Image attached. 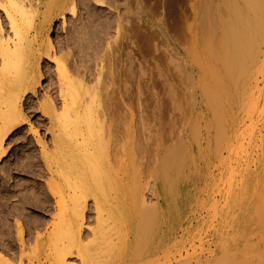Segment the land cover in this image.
<instances>
[{
	"label": "bare ground",
	"instance_id": "6f19581e",
	"mask_svg": "<svg viewBox=\"0 0 264 264\" xmlns=\"http://www.w3.org/2000/svg\"><path fill=\"white\" fill-rule=\"evenodd\" d=\"M6 1L7 3L5 4L0 2V11L5 15V18L8 22V29H6L3 21L0 20V162L1 158L6 155V140H8L10 136H12V134L20 127V125H22L27 120V117L24 114V110L22 109V101L23 98H27L28 94H36L37 88L41 84V81L43 79V74L40 69V61L44 57H47L49 63H53L56 66L57 74L59 77L58 81H60L59 94L61 95L63 105L61 104L62 112H60V115H57L55 113L57 109L54 108L55 102L54 104L51 102V100L53 101V99L46 98L42 105L44 110L47 111V114L52 115V120H54L53 129L51 127V130H53L51 147L52 150L49 151V148L46 145H43V156L45 158L47 170L49 171L48 173L50 174L49 187L52 189L55 199L54 201L51 198L50 202V204L52 203V201L55 202V205L53 204L54 214H52L53 216L51 217V223H49L46 218L45 220L49 224H46V227L42 224L38 225L37 233L35 234L34 232L35 235H32V233L30 232L31 230H33L31 229L32 227L30 228V231L28 228L29 233H27V228H25L24 225H22L20 222H18L16 225L14 224L15 226L11 225L9 223V221L11 220L10 216L15 212L13 214V211L11 212V214L8 213L7 217H5L4 219V234H1L0 237V264H75V262L70 263L69 259L79 260V264H102V262L105 260H102V257L106 255L112 257L113 253H116V250L113 248L115 246H119V243H121L120 246L124 250V247H130L132 245V242L133 245L131 247L134 246L136 252L135 256L137 255L138 257H141L140 255H143V253L145 255L148 252V254L150 255V252H153L154 249L157 250L162 248L167 240L176 238L178 229H180L178 228V226L181 225L182 227L185 226L186 228H189L193 223L190 212L194 206V200H196L197 198L193 196L195 194L192 195V192L193 190L200 189L196 183V166L198 162H204L206 165H209L213 158H218V160H220L219 162H221L220 164L223 168V183H225L226 186L224 191H219L216 186L210 185L211 192H214L216 190V192L221 195L222 199H224L223 202L217 203V201L215 202L211 197L212 201H208L211 203H206L210 206L207 210L209 211L213 209L215 211L214 208L217 207L218 210L217 208L216 210L218 212L216 211V213L218 219L221 220L222 224H225L226 228L232 226L234 227V225L236 224L240 225V223H243L244 225L246 224L244 222L251 221V218L252 220L257 219L258 223L260 221L264 222V156L260 162V165L257 166L256 172L254 174L245 170L235 172V168H231V166L228 164L229 162L227 163L225 160L220 158L218 152L219 148H215V150L201 148L200 142L202 138H200L201 134L199 135L197 128L199 119L186 121L187 127L185 126L184 128V133L186 132V134L184 137L177 138L179 140H177L175 144H173V142L175 141L172 139L174 138V136L171 138L170 134L168 135V138L170 136L171 142H173H170L171 144L167 145L163 142L166 146L162 143L158 144V140L155 139L156 143L158 142L155 145V151L157 152L155 155L156 160H154L155 168L152 171L151 169H149L150 176L147 177H151V179H154V186H156L155 194L162 199L163 204L161 205V207H155V205H153L155 208H148V206L150 205H146L148 202L145 201V195H143V191L140 188H143L144 185L146 189L148 184L147 186L145 185L149 181V179H147V182L143 185L139 182V180H141V177L139 176L143 175V173L142 175H138V173L140 174L141 171L139 170V168V172H135V176H138L139 178L136 179L133 174V180H138V184L140 183L142 187L139 185L140 188H136L138 184L136 185L132 181L133 185H130V183H128V181L126 180L129 177L128 171L130 168V164H132V166H134V170H136L137 167H139V164L137 163L139 162L138 160L141 158L140 165L141 162L143 164L142 159L147 153L146 147H150L146 146L147 143H144L146 147L143 145L142 141H144L143 139L146 138H144L142 134L144 131L141 133V138L143 137L142 140L139 137V140H134L136 139L137 134V132L135 133L134 131H136L137 129H133V132L135 134L134 135L131 130V123L130 127H128V129L126 130L127 133L123 135V137H126V135L129 136V139L125 145L122 144V141H124L125 138L124 140L122 139V141H120L118 137L113 135L114 130L112 131V128L114 127H110V124L112 125L111 121L113 122V120H108L112 116V114L110 117L108 116V111L111 105H109L110 107H107V105L105 104L107 107L105 111L101 108L97 109L98 102L94 94H100L97 89L98 85H96V87H91L88 85V87L87 84L85 85V81L83 82V80H78L77 78L75 80L72 72L68 69V65L65 63V60L62 57H58L57 54L50 52L51 50H53V44L51 41L52 39L50 38L48 33L49 30L52 29V22H54V20L59 17L63 20V23H65L64 19H66V14H69V16H75L77 12L76 9L78 0ZM205 1L207 2L206 5L208 7V4L213 0H210V2L208 0ZM216 1L217 4L215 8H213L212 10L211 8H208V13H205L207 15L204 16V19H206L207 21L204 20L205 22L203 27L206 28V30L203 31V36H201L202 39L199 40L200 42H198L196 40H198L199 38H196L193 42L192 49L187 46V49H184V56L186 61L188 62L186 64H190L191 59V63L198 68L201 74V79H198L199 82H196V84L198 85L197 89L199 90L200 88L201 90L202 94L199 95L202 96L204 105L207 108L202 117L205 121L206 129L208 128L214 131V144L217 145V147L220 146V149L222 150L228 148L230 150H234L237 155L238 151H240L241 153L243 152L241 150L245 149L246 147L245 145H242L243 141H245V136L242 141L240 139L242 133H240L241 135L239 136L238 132L240 129L241 131H243L245 128L248 129V125L245 127L247 123L246 120L249 119L251 121L253 116L259 110L257 103V101H259L260 99L257 96L258 94H261V91L259 93V81L260 76L264 77V0ZM107 5L112 7L111 0H97V7L102 8ZM36 18L38 19V22L36 21ZM161 25L163 26V24ZM123 28L125 29V27ZM185 28L187 27L185 26ZM121 31L122 28L119 24L117 35H119ZM184 31L187 30L185 29ZM122 33L124 32L122 31ZM148 33L150 34L151 32ZM180 34L182 35L183 32ZM152 36L154 38V35ZM185 37L183 38L185 39ZM153 38L151 37L152 40ZM147 39L146 41L148 43ZM151 39L149 37V41ZM131 40L132 39H130V41ZM154 40H156V37L154 38ZM188 42L190 41L188 40ZM142 43L144 42L142 41ZM186 43L187 41L184 43L185 46ZM182 44L181 46L184 45ZM144 46H146V44H144ZM156 46L157 48L159 47L158 45ZM156 46L155 49H157ZM151 48H153L152 50H154V45ZM129 52H127V54H129ZM173 52H171V54ZM164 55H161L160 59ZM128 56L129 55H127V57ZM134 56L133 59L131 58L132 60H134ZM136 56L138 57V55ZM158 57L157 59H159ZM131 59L127 60H130L129 62L125 60V64L127 62L126 65H128L127 67H129V64H131ZM170 60H172V58ZM179 63H181V61ZM183 63L184 62L182 61V64ZM134 64L136 65V63ZM157 64L155 65L157 67L156 69H158ZM102 65L101 67L103 69L104 66ZM132 65L133 64H131V66ZM131 66L128 70V75L130 76H132V74L135 72L134 70H132ZM141 71L143 70L141 69ZM158 71L160 72L159 69ZM180 73L183 72L180 71ZM145 74L146 73H142V75L140 74L142 76L141 78H143V75L145 77ZM140 75L138 77H140ZM184 77H186V75ZM128 78L130 79V77ZM160 79H164V77ZM130 80L132 81V77ZM191 81L194 84L196 80L193 81L192 78ZM135 84L136 91H134V93L138 95L143 94V87L141 86L140 82L138 81V83ZM170 89L171 88H169V90ZM86 94L89 95L87 99L85 98ZM169 95L171 97V94ZM260 96L261 95H259V97ZM97 98L99 97L97 96ZM169 100L170 101H168V104H170L171 102V99ZM140 101L141 100H139L138 102ZM176 101L174 100L173 102ZM163 104L166 105L165 103ZM56 105L57 104H55V106ZM102 106L104 105L102 104ZM176 107L178 106L176 105ZM179 107H181V105ZM169 110L167 112H169ZM175 110L176 109L174 108V111ZM188 110H190V107L188 108ZM138 113L139 116L136 117L141 118L142 121L143 116L140 115L141 113L139 112V110ZM145 113L143 112L142 114ZM167 114H165L164 116H166ZM173 114L174 113H172V116ZM129 115L130 117H132L131 119L129 117V119L132 121L133 116L135 117L134 112L129 113ZM186 117L188 116L186 115ZM186 117L184 116V118ZM139 118L138 124H140ZM146 118L144 117L143 120H145ZM172 119L171 121L174 123V121L176 120H174L173 117ZM145 121H143L144 123L141 122V125L142 123L144 125H147L145 124ZM180 121L183 122L182 120H179V122ZM120 123L121 122H119V126ZM168 125L171 126L172 124ZM139 126L137 125L135 127ZM181 126L182 125H180L179 127L181 128ZM124 127L122 128L123 130L126 129H124ZM144 127L146 129V126ZM149 127L147 128L149 129ZM173 128H170V130H174ZM167 129L169 130V128ZM167 129L163 131H167ZM208 129L205 133L206 137L210 135H207L208 132L210 133ZM154 132L155 134H152L153 137L154 135H156V131ZM250 132H248V134ZM165 133L167 132H164V134ZM170 133L172 135V132ZM134 136L135 138H132ZM202 137H204V135H202ZM161 138L164 139L163 137ZM167 139H165V141ZM234 140H241L242 143L238 142V144H241L243 147H245L243 148L241 145H239V149L241 148V150L237 148L236 151V147L238 146H236L234 149ZM209 144L208 147L210 146ZM149 145L151 144L149 143ZM150 150L148 151L150 152ZM246 152L247 150H245L244 153ZM111 153L113 155H111ZM238 155L236 157H238ZM118 157L120 159H118L117 161ZM150 157H152V155ZM150 157L148 159H150ZM234 160H236V158ZM135 163L138 164V166ZM149 164L151 165V162ZM114 167L118 168V174L116 173L117 171L114 172ZM149 170L147 171L148 174ZM143 171L146 172V169H143ZM201 171L203 170H200L199 172ZM207 171L208 170L203 171L202 174H205ZM207 175H209V173H207ZM207 175L205 174L204 176ZM153 179L151 181H153ZM134 185H136L134 188L136 190L133 191ZM205 186L204 188L206 191L208 187ZM56 187H60V189L57 190ZM50 188L48 189L50 190ZM151 190L154 189L152 188ZM211 192H209V194ZM152 193L154 194V192ZM42 196L44 195L42 194L41 197ZM30 197L28 198L26 196L25 198L31 199L32 197ZM41 197L40 195L37 197V202L39 200L38 198ZM48 200L49 199H46V201ZM31 201L33 200H30V203ZM44 201H41L42 204ZM41 202L39 204H41ZM90 202H92L93 204H91ZM90 204L91 206L93 205L96 215L94 219L96 220V223L94 222L96 226L94 228L86 226L87 224L85 225L86 212ZM38 205H36V207ZM44 205L42 208H45V210H47L52 204L49 205L46 202V204ZM53 205L51 207H53ZM206 206L204 205V208ZM14 210H16V208ZM23 210L25 211L24 206L21 211ZM192 217L194 216L192 215ZM43 220L44 218L40 221ZM45 220L43 222H45ZM200 220L201 219L197 218V221ZM38 222L39 221H37V223ZM260 223L258 224L259 226H261ZM263 224L264 223H262V225ZM238 225H236V227L234 228H237ZM161 226H166V229L163 231V233L160 230ZM86 227H88L89 229ZM237 232L239 233L241 231L238 230ZM85 233H87V235ZM216 234L220 242L222 241L223 244V241H225L227 236L225 232H223V226L217 230ZM184 235L189 234L185 232ZM194 236L201 235L198 231H195L193 237ZM154 241L155 244L153 243ZM184 244H186V242ZM153 254L151 253L150 256H152ZM108 256L107 261L109 260ZM182 262H180V264Z\"/></svg>",
	"mask_w": 264,
	"mask_h": 264
},
{
	"label": "rangeland",
	"instance_id": "374dc122",
	"mask_svg": "<svg viewBox=\"0 0 264 264\" xmlns=\"http://www.w3.org/2000/svg\"><path fill=\"white\" fill-rule=\"evenodd\" d=\"M208 1L210 2V0H208ZM0 2L4 3V4L7 3L6 0H0ZM111 3H112V7L107 5L105 7L99 8V7H97V0H83V1L78 0V5H77V9H76L77 12H76L75 16H71V15L69 16V14H66L65 15L66 19H64L65 23H63V20L60 19L59 17H57L54 20V22H52L53 23L51 25L52 29H50L49 33H48L50 38L52 39L51 41L53 44V50H51L50 52L57 54L58 57H62L65 60V63L68 65V69L72 72L75 80H76V78L78 80H83V82L85 81L84 82L85 85L87 84V86L89 85L91 87L92 86L96 87V85H98L97 89H98V92L100 94L99 95L94 94L96 99H97V102H98L97 103V109L101 108L105 111V109L109 105H111V107L109 106L111 110L109 109V111H108V109H107V111L110 114V115L108 114V116L110 117L112 114V116L110 117L111 119L108 117L109 118L108 120L109 121L113 120V122L111 121L112 125L110 124V127L111 126L114 127V128L111 127L112 131L114 130L113 135L118 137V139L120 141H122V139L124 140V138H125V140L122 141L123 142L122 144L125 145L129 139V136L126 135V137H123V135H125L127 133L126 130L128 129V127H130L131 123H132L131 124L132 132L134 131L133 129H135V130L137 129L136 131H134L135 133L137 132L136 139H134V140H137V139L139 140V138L142 140L143 137L144 138L146 137L145 139H143L144 141H142L143 145H144V143L145 144L147 143L146 146H150V147H146L144 145L146 147L147 153L146 152H145L146 154L144 153L145 156L143 154V156H144V158L142 159L143 164L141 162V165H140V161H141L140 157H139L140 159L138 158L139 162H137L139 164V167H137L138 164L135 163L137 165L136 170H134V168H133L134 166H132V164H130V168L128 171L129 177L126 180L128 181V183H130V185H133L132 181L134 182V184L137 185L138 180H133V178L135 176V172L138 173L139 170H141L140 174L138 173V175H142V173H143V175H145V174H147V175L139 176V177H141L140 178L141 180H139V182L142 183V185H143L144 183L147 182V179H149V181L145 185V186H147V184H148V186L146 189H145L144 185H143V188H140L139 187L140 183H139L137 185L138 187L136 185H134L133 191L136 190V189H134L135 186H136V188H140L143 191V195H145V197H144L145 201L148 202L146 205H150V206H148V208L149 207L150 208L161 207V205L163 204V201L161 198H159L155 194L156 193V191H155L156 186H154L155 181L153 178H152L153 181H151L152 180L151 177H147V176H150V170L149 169H151V171H152L155 168L154 160H156L155 155L157 153L155 151V148H156L155 145L158 142H159L158 144L162 143L163 145L171 144L173 142V141L171 142V138L173 136H174V138H172V139L175 141V142H173V144H175L177 142V140H179L177 138L184 137L186 134V132L184 133V130H185L184 128H185L186 123H187L186 121H189V120L193 121L196 119H199L198 124H197V128H198L199 135L201 134L200 138L203 139V140L201 139V142H200L201 148H208L211 150H215V148L216 149L219 148L218 152H219L220 158L225 160L227 163L229 162L228 164L231 166V168H235L234 169L235 172L245 170V171H248V172L254 174L256 172L257 166L260 165V162L264 156V87H263L264 86V77L260 76V81H259V84H260L259 93L261 91V94H258V96H257L258 98H260L259 101H257L259 110L253 116L251 121L249 119L246 120L247 123H246L245 127L248 125L247 126L248 129L243 127V128H245L244 130H246V131H244L242 128L243 131H241V129H240L238 132L239 136L241 135L240 133H242V135H243V136L241 135L242 138L240 136L241 140L244 139V136H245L246 142L243 140H242L243 143L241 142V140L240 141L239 140L233 141L234 149L236 146H238V147H236V151H237V148L239 149V145H241V144H238V142L239 143L241 142L242 145L246 146V147L244 146L245 149H243V150H241V148L239 149L243 152L240 153V151H238V154L240 156L237 154L238 157H236L237 155H236V152H234V150H230L229 148L222 150V149H220V146L217 147V145L214 144L215 143L214 142L215 137H214V131L213 130H210L207 128L210 131V133L208 132L207 135L208 134H210V135H208V137H206L205 133L207 132V129H206V124H205V121H204L202 115L206 112L207 108L204 105V102L202 100V96L199 95V94H202L201 90H200V88H199V90L197 89L198 85L196 84V82H199V80L201 79V74H200L198 68L191 63V59H190V64H186L188 62L186 61L185 56H184V54H185L184 49H187V46L190 47V49H192L193 42L195 41V39L199 38L198 40H196L198 42H200L199 40L202 39L201 36H203V31L206 30V28L203 27L204 22H205L204 20H206V19H204L205 18L204 16L207 15L205 13L210 8H211V10L213 8H215L217 1L213 0L211 3H209L210 5L208 4V7L206 5L207 2L205 0H114V1L111 0ZM87 4H89V5H87ZM92 15H94V16H92ZM123 18H124V20H123ZM129 19L131 20V22ZM133 19H134V21H133ZM0 20L3 21L4 26L6 27V29H8V22L5 18V15L1 11H0ZM36 21L38 22L37 18H36ZM124 21H125V23H124ZM93 22H94V24H93ZM117 22H118V24H117ZM157 22H160V23H157ZM119 24L121 25L122 31L124 33H122V31H121V33L119 35H117ZM161 24H163L164 27ZM122 26L125 27V29ZM185 26L187 28H185ZM166 28L168 29V32H167ZM169 29H171V30H169ZM185 29L187 31H184ZM212 29H215V28H212ZM140 32H142V33H140ZM148 32H151V33L149 34ZM182 32H183V34L181 35L180 33H182ZM143 33H144V36L145 35H147V36L144 37ZM152 35H154V38L156 37L157 41L154 40ZM184 35L187 37H185ZM137 36H139L140 39ZM142 36L144 39L142 38ZM132 37L133 38L135 37V38L133 39ZM147 37H148V39H147ZM149 37H150V39L152 37L153 40L151 39L149 41ZM183 37H185V39ZM159 38H160V40H159ZM130 39H132V40L130 41ZM146 39L148 40V43H147ZM186 39H188L190 42H188V40H186ZM136 41H138V42H136ZM142 41L144 43H142ZM158 41H159V44H158ZM186 41H187V43L185 46L184 43ZM149 42H151V43H149ZM152 42H156V43H152ZM165 42H166V44H165ZM188 43H189V45H188ZM144 44H146L147 47L144 46ZM150 44H151V46H150ZM152 44L154 45V50H152L153 48H151V47H153ZM155 44L158 45L159 47L157 48V46ZM181 44L183 46H181ZM155 46L158 49V52H157V49H155ZM166 48H167V50L169 49L168 51L170 53L166 50ZM129 51L131 52L132 55L130 54ZM163 51H165V52H163ZM127 52H129V54H127ZM140 52H142V53H140ZM171 52H173V53L171 54ZM190 52H191V50H190ZM138 53L141 55H139ZM159 54H160V56H159ZM127 55H129V56L127 57ZM136 55H138V57ZM161 55H164L165 57L162 56V58L160 59ZM133 56H134V60H132ZM154 56H155V58H154ZM157 57L159 59H157ZM171 58H172V60H170ZM128 59L132 60L131 64H133L134 66L133 65L131 66V64H129V67H127L128 65H126V64H127V62L130 61V60L127 61ZM162 59H163V61H162ZM179 59H183V60H179ZM125 60L127 61L126 64H125ZM170 61H171V63H170ZM180 61H181V63H179ZM182 61L184 62L183 64H182ZM138 62H139V64H138ZM134 63H136V65ZM102 64H104V65H102ZM156 64H157L160 72L158 71V69H156L157 68L155 66ZM101 65L104 66L103 69H102ZM184 65H185V67H184ZM130 66L132 67V70L135 71V72L133 71L134 73L132 74V76L128 75L129 74L128 70H129ZM159 66H160V68H159ZM40 67H41L40 68L41 72L43 74V79L41 81V84L37 88L36 94H34V95L28 94L27 98H23V101H22V109L24 110V114L26 115L27 120L22 125H20V127H19L20 129L18 128L12 134V136H10V138L8 140H6V142H7V143H5V147L7 148L6 153H5L6 155H4L5 157L3 156L1 158V162H0V237H1V234H4V219H5V217H7V214L8 213L11 214L12 211H13L12 214L14 212L15 213L13 215H11L12 218L10 216L11 220L9 219L10 220L9 223L11 225L15 226L18 222H20L22 225H24L25 228H27L26 229L27 233H29L28 228L30 231V228L32 227L31 229H33V230L30 231L32 233V235H35L37 233V231H38L37 226L38 225L42 224L43 226L46 227V224L48 225L49 223H51V217L53 216L52 214H54L53 208H54L55 202L52 201V203H51L52 205L54 204L53 207H51L52 205L50 204V202H51V198L54 201H55V199L53 196V191L49 187L50 174L48 173L49 171L47 170L45 158L43 156V145H46L49 148V151L52 150L51 147H52L53 130H51V127L53 129L54 120H52L53 116L50 114H47V111L44 110L42 105H43L44 100L46 98L53 99V101L51 100V102L53 104H54V102H55V104H57L56 106L54 104V108L57 109L55 111V113L57 115H60L61 114L60 112H62L61 110H62L63 102L61 99V95L59 94V85H60L59 83H60V81H58L59 77L57 74L55 64L49 63V61L47 60V57H44L40 61ZM137 67L139 68L140 73L138 72ZM140 67H142V68H140ZM141 69L143 71H141ZM180 71H182L183 73H180ZM141 72L146 73L145 74L146 76L144 77V75H143V78H141L142 77ZM125 75H126V77H125ZM139 75H140V77H138ZM161 75L166 80L160 79V78H163ZM185 75H186V77H184ZM199 75H200V77H199ZM260 75H262V74H260ZM128 77H130V79L132 77V81ZM133 78H134V80H133ZM140 78H141V80H140ZM192 78H193V81L196 80L194 82V84L191 81ZM125 81H126V83H125ZM138 81L140 82L141 86L143 87L142 88L143 94H139V95L134 93V91H136V86H135L136 84L135 83H138ZM169 83H170L171 87H170ZM186 85H187L188 90L186 89ZM167 87H169L171 89L169 90V88H167ZM106 88H108V89H106ZM163 88H165V89H163ZM166 90H168V91H166ZM169 94H171V97ZM189 94H190V96H189ZM86 95H85V98L87 99L89 95H87V96ZM96 95L100 98V100H99V98H97ZM259 95H261V96L259 97ZM187 96H188V98H187ZM257 97H256V99H257ZM101 99H104L107 102L104 100H101ZM166 99H168V100H166ZM169 99H171L170 104H168L169 103L168 101H170ZM139 100H141V101L138 102ZM174 100L175 101L177 100L176 101L177 104H176V102H173ZM101 101H102V104L104 106H102ZM108 102H110L111 104ZM178 102H180V103H178ZM163 103H165L166 105H164ZM174 103L178 107H176V105ZM105 104L107 105V107ZM180 105L182 108L179 107ZM189 107H190V110H188ZM165 108H168V109H165ZM174 108L176 109L175 111H174ZM179 108H181V109H179ZM138 110L141 113L140 115L143 116V119H144V117L145 118L147 117L145 119L146 121L143 119L141 121V118L136 117V116H139ZM162 110H163V112H162ZM168 110H169V112H167ZM180 110H181V112H180ZM133 112H134L135 117L133 116V119L131 121L130 119L132 117H130L129 113H133ZM143 112L144 113L147 112V113H145L147 116L145 114H142ZM148 112H150V113H148ZM171 112L174 113L173 116H172ZM125 114H126V116H125ZM165 114H167V115L164 116ZM175 114H176V118H175ZM178 114H180V115H178ZM189 114H191V115H189ZM186 115L188 117H186ZM114 116H115V118H114ZM184 116L188 120L186 118H184ZM193 116H195V117H193ZM129 117H130V119H129ZM172 117L177 122L174 121V123H173ZM138 118L140 119V124H138L139 123ZM171 119H172V121H171ZM120 120H122V121H120ZM179 120H182L183 122H181V121L179 122ZM143 121H145V124H147V125H144ZM119 122H121L120 123L121 127L119 126ZM141 122H143L142 125H141ZM108 123H110V122H108ZM150 123H151V125H150ZM168 124H172V125L170 126ZM251 124H252V126H251ZM137 125L138 126L140 125L139 126L140 128L135 127ZM143 125L146 126V129ZM148 125L150 127L151 126L152 127L150 128ZM180 125H182L181 128L179 127ZM122 126L123 127L127 126V127H124V129L125 128L126 129L123 130ZM147 127H149V129ZM175 127H176V129H175ZM204 127H205V129H204ZM119 128H120V130H119ZM138 128H139V132L141 131L140 133L138 132ZM167 128H169V130ZM170 128H173L174 130H172V129L170 130ZM166 129H167V131H163ZM121 130H123L124 132ZM150 131H151V134H150ZM154 131H156L157 136L154 135V137H153L152 134H155ZM175 131H177L178 134ZM250 131H252V132H250ZM134 132H133V134H134ZM164 132H167V133L164 134ZM170 132H172V135ZM173 132H175V133H173ZM246 132H247V134H246ZM248 132H250V133L248 134ZM119 133H121V134H119ZM141 133L143 134L142 138H141V136H142ZM162 133L164 134V136ZM158 134H159V136H158ZM169 134H170L171 138H170V136L168 138ZM202 135H204V137H202ZM161 137H163L164 139H162ZM132 138H135V136ZM207 138H209V139H207ZM155 139L158 140L157 143H156ZM165 139H167L168 141L167 140L165 141ZM152 141H153V143H152ZM207 141H208V143H207ZM209 142H210V144H209ZM149 143L151 145H149ZM208 144L210 145L209 147H208ZM147 148H149V149H147ZM148 150H150V152ZM245 150H247L246 153H244ZM151 151H153V152H151ZM222 152H223V154H222ZM149 153L152 155V157H150L151 155ZM228 153H231V154H228ZM242 153H243V155H242ZM111 155H113V154L111 153ZM149 157H150V159H148ZM235 158H236V160H234ZM118 159H120V158L118 157L117 161H118ZM219 161L220 160H218V158H216V159L213 158L209 165H206L204 162H198V164L196 166V169H197V172L195 174V177H197L196 183L200 189L193 190V192H192V195L195 194L193 196H195V198H197V199L194 200V206H193L191 212L189 211L191 214V219L193 220V223L190 225L189 228H186L185 226L182 227L181 225L178 226V228H180V229H178V234L176 235V238H174L172 240H167L165 242V245L162 246V248L157 249V250L154 249V251H153L154 254H153V252H150V255H151V253L153 254L152 256H150L148 254L149 253L148 252L145 255L143 253L144 256L139 254L141 257H138L137 255H136L137 256L136 257L135 256L136 252H135L134 246L131 247L133 245V242H132V245L130 247L129 246L124 247V250L120 246L121 243H119V246H115L113 248L116 250V253L114 252L112 257L108 256V255H106L104 257L101 256L102 260L105 259L102 262V264H137V263L138 264H171V263L172 264H176V263L180 264V262H182V260H183V262H182L183 264H184V262H185V264L186 263L187 264H264V224L262 225V223H264V222L260 221L261 223L260 222L259 223L261 224V226H259L258 220L257 219L252 220V218H251L250 219L251 221L244 222V223H246L244 225H243V223L242 224L240 223L241 226L236 224V225H238L237 228H234V227H236V225H234V227L232 226V227L226 228L225 224H222L221 220L218 219V216L216 213V211L218 210L217 207H216L217 210H216V208H214L215 211L213 209H211L209 211L207 210L210 207L207 204L211 203L208 201H212V198L214 199L215 202L217 201V203L223 202V199H224V198L222 199L221 195L218 192H216V190L214 192H211V190H210L211 189L210 185L216 186L219 191L225 190L226 185H225V183H223V180H224L223 179V170H222L223 168L220 164L221 162H219ZM150 162H151V165L149 164ZM241 163H242V165H241ZM140 166H142V167H140ZM143 166H145V167H143ZM143 169H146V172H144ZM147 169L149 170V174L147 172L148 171ZM114 170H115L114 172L117 171L116 172L117 174L119 173V170L117 167L116 168L114 167ZM133 170H134V173H133ZM200 170H203V171L208 170L205 174L207 175V173H209V175L204 176L205 174H202L203 171L199 172ZM137 173H136V175H137ZM133 174H134V176H133ZM139 177L135 176L136 179ZM204 186L208 187L206 189V191H205ZM221 186H223V187H221ZM48 188H50V190ZM152 188L154 190H151ZM58 189H60V187H58L57 190ZM207 190L213 194H211V193L209 194V192ZM194 191H195V193H194ZM31 192H32V196H31ZM152 192H154V194ZM27 193L30 195H28ZM34 193H36V194H34ZM37 194H39L40 197L42 194L44 195L41 198H38L39 199L38 202L36 199L39 195H37ZM26 196L28 198L31 196L32 198L31 197H30L31 199L25 198ZM46 199H49L50 201L49 200L46 201ZM30 200H33V201H31V203H30ZM44 200L47 202V204L51 205L50 208H48V209H50L52 211H50L48 209L45 210V208H42L43 205L46 204V202ZM202 200L204 201L205 204L203 203ZM23 201H25V202H23ZM34 201H35V203H34ZM41 201H44L43 204ZM40 202H41L42 206H41V204H39ZM36 203H38L39 205ZM90 203L93 204L92 202H90ZM29 204H30V206H29ZM91 204L88 206V209L86 212V221H85L86 223H85V225L87 224L86 226H88L90 228H94L96 226V224H95L96 220H94L96 215H95V210L93 208V205L91 206ZM202 204H204L205 206L207 205L208 207L206 206L204 208V205H202ZM222 204H224V203H222ZM22 205L24 206L26 212L24 210L21 211L23 208ZM36 205H38L39 207L37 206L38 207L37 208ZM153 205H155V207ZM15 208L17 211L14 210ZM10 209H11V211H10ZM42 210H44L45 212ZM22 212H23V214H22ZM24 212H25V214H24ZM51 212H53V213H51ZM192 215L194 217H192ZM87 216H89V217H87ZM43 218H44V220L47 218L46 220L49 221V223L46 220H45V222H43L44 220L40 221ZM197 218H199L201 220L197 221ZM37 221H39L40 223L39 222L37 223ZM34 222H36V223H34ZM43 223H45V224H43ZM178 224H180V223H178ZM202 225H203V227H202ZM33 226H36V227H33ZM222 226H223V232H225V234L227 235L225 241H223V244H222V241L220 242V240L216 234L217 230L220 229ZM88 227H86V228H88ZM165 227L166 226H161L160 230L162 233L166 229ZM209 228H211V229H209ZM237 229L240 230L241 232L238 233ZM195 231H198L201 236H194L193 237ZM34 232H35V234H34ZM185 232H187L189 235H184ZM85 234L87 235V233H85ZM185 237H187V238H185ZM132 240H133V238H132ZM2 242H4V241H2ZM185 242H186V244H184ZM153 243L155 244V241ZM131 248H132V250H131ZM187 248H188V250H187ZM164 254H165V256H164ZM107 256L109 258L108 261H107ZM134 257H135V259H134ZM157 258H160V259H157ZM184 259H185V261H184ZM69 262L70 263L75 262V264H79V260H75V259H72V260L69 259Z\"/></svg>",
	"mask_w": 264,
	"mask_h": 264
}]
</instances>
